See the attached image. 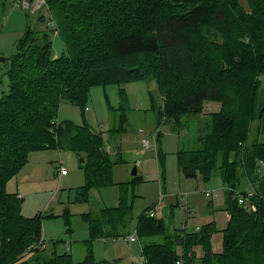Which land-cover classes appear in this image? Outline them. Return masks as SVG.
Here are the masks:
<instances>
[{"label":"trees","instance_id":"obj_1","mask_svg":"<svg viewBox=\"0 0 264 264\" xmlns=\"http://www.w3.org/2000/svg\"><path fill=\"white\" fill-rule=\"evenodd\" d=\"M45 1L46 8L34 14L26 11L27 16L36 18L43 28L36 30L28 26L23 38L16 43L10 64L2 74L8 77L9 85L0 100V264H98L93 252H89L83 261L76 262L70 253H48L46 247L30 248L42 240V219L40 216L25 217L22 214L23 198L8 193V181L25 168L32 152L58 149L72 151L85 158L84 165L80 166L86 171V185L79 191V200L87 201L91 189L109 185L114 163L111 154L104 151L106 143L103 135L94 132L86 123L78 126L67 120L60 121L58 133L54 134L51 122L59 117L62 102L82 105L93 86L124 85L135 81L156 84L164 99L161 113H158L160 125L190 121L192 117L202 114L206 102L223 105L221 112L209 117L210 121L202 130L201 149L178 152L179 167L187 177L200 175L202 180L209 181L216 170L217 152L224 145L234 143V140L237 146L240 141L247 143V128L241 130L242 126L236 125L238 119L224 101L223 94L227 92L223 90V82L221 84L219 81L224 78L221 76L229 73L216 71L217 80L207 81L206 78L216 72L209 68L204 57H194L196 51L192 49L187 32L195 29L201 31L205 26H200L206 20L207 28L216 32L222 42L237 46L240 35L232 22L234 14L241 17L243 24L249 28L251 43L258 41L262 44L264 54V0H247V7L239 0H132L136 5L133 12L127 14L124 10L127 6L123 8L121 5L112 20L103 22L99 17L104 15L106 7L114 0ZM76 7L82 10L83 16L78 17L80 11L75 14ZM92 15L98 16V19ZM49 20L54 21L55 26L50 25ZM88 24L89 27L104 24L108 29L102 31L106 35L111 32L115 35L104 38L103 48L98 45V35L95 36L98 29L92 31L96 41L90 39L86 46L80 45L87 55L85 59L91 58L61 67L71 56L70 32L76 34L84 31ZM49 30L59 34L65 45L64 55L67 56L53 60V40ZM203 46L207 52L209 49L215 50ZM98 49H101L100 52L92 57ZM263 56V60L254 65L255 74L249 75L250 81L258 80L248 90L254 105L259 104L260 83L264 82ZM132 57L137 60L129 61ZM186 84L191 86L189 91ZM33 85L38 87L39 93L42 92L41 96L32 95ZM150 96L152 110L157 111L154 96L152 93ZM120 108L125 113L129 109L125 93H122ZM27 110L33 112L32 119L26 120ZM255 117L256 121H261L264 113L261 117L257 114ZM121 120L122 124L114 130L125 135L126 122L125 119ZM208 131H211L209 136L206 135ZM217 132L219 135L214 141H207ZM21 135L25 137L21 146L17 145L20 142L12 143V136L21 140ZM30 137L33 142L28 144L26 139ZM160 137L161 133L157 134L156 140ZM263 147L252 143V148H245L241 159L235 163L229 162V156L225 157L226 171L222 177L227 188V208L231 219L224 232L221 252L215 253L212 247L215 223H208L199 231H189L184 227L168 233L166 223L150 216V209L139 217L135 229L139 240L143 241L144 264H264V186L261 189L258 187L263 198L254 197L246 205H240L234 196L236 187L242 181L251 186V190L256 189V172L262 168L260 162L264 163ZM7 150L12 154L3 155ZM157 156L162 162L163 154L159 152ZM135 180L140 182L142 177L136 176ZM255 209V212L251 211ZM113 212L122 220L121 215L124 214L121 208ZM110 213L102 210L103 215ZM82 217L92 222L89 215L83 214ZM116 221L112 219L109 225L113 226ZM126 222L122 220L123 225ZM103 230L95 223L91 225L95 238L104 239ZM156 237L162 238L161 241H151ZM197 248H202L204 257H198ZM28 255L29 259L26 258Z\"/></svg>","mask_w":264,"mask_h":264},{"label":"rangeland","instance_id":"obj_2","mask_svg":"<svg viewBox=\"0 0 264 264\" xmlns=\"http://www.w3.org/2000/svg\"><path fill=\"white\" fill-rule=\"evenodd\" d=\"M239 1L247 7V0ZM133 4L132 0H114L106 7L104 15H101L99 19L101 22L112 20L114 13L120 9L121 5L123 8L126 5L127 8L124 10L130 14L133 12L132 9H136V5ZM15 5L14 0H0V58L6 60L5 62L0 60V100L3 98L4 92H7L9 85L8 77H3L2 74L10 64L16 43L23 38L28 26L36 30L43 28L36 18H29L26 11L15 8ZM76 8L75 14L80 11L78 17L83 16L82 10L79 7ZM232 16L234 27L240 35L237 39V46H228L222 42L216 32L207 28L206 20L200 26H205V28L201 31L191 30L187 32V35L191 38L193 51H196L194 57H204V61L214 72L221 70L222 73L230 74V77L229 74L221 76L224 78L219 82L221 84L223 82V90L227 92L226 95L223 94L227 108L238 119L236 125L242 126L241 130L244 127L247 128V136H245L247 143L240 141L237 146L234 140V143L224 145L216 154V170L209 181L202 180L200 175L189 178L179 167L178 152L179 150L196 152L201 149L202 130L210 121V116L221 112L222 104L206 102L200 116L192 117L187 122L183 120L179 124L168 122L160 125L158 113L159 111L161 113L160 107L163 106L164 99L156 84L147 81H135L124 85H96L91 87L86 101L82 105L62 102L59 117L51 122L52 132L58 133L57 128L60 121H71L78 126L86 123L94 132L103 135L106 143L104 151L111 154L114 165H112L109 176L111 181L109 185L91 189L87 201L79 200V191L86 185V171L80 166L77 154L72 151L48 149L44 150L46 154L44 151H39L41 153L32 152L29 157L31 164L25 166V169L8 181L6 185L8 193L18 194L19 190L23 188L22 186L35 179L34 160L45 155L43 163L48 169L47 178L50 185L41 188L40 193H31L28 197H21L18 194V197L23 198L21 199L22 214L25 217H41L42 241L46 244L48 253L52 251H56L58 254L70 253L76 262H80L88 256L89 252H93L92 255L98 264H144L143 241L127 244L122 239L135 233L137 221L143 213L159 206H161L160 212L154 217L162 219L166 223L168 233L184 227L189 231H199L196 230L197 227L202 228L208 223H215L216 232L211 238L213 251L219 253L223 250L224 232L231 219L227 208L228 197L225 192L227 188L222 177L226 171L224 168L225 157L229 156V162L235 163L236 160L241 159L245 148H252V143L264 146V118L261 121L255 120L259 104L257 102L254 105L252 94L248 91L252 84L255 85L258 82L257 78L250 81L249 75L255 74L254 65H258L263 60L261 59V56L264 55L262 44L258 41L251 43L248 36L249 28L243 24L241 17L234 14ZM91 17L98 19V16L92 15ZM109 17L111 18L107 19ZM97 29L98 31H96ZM106 29L108 28H105L104 24L100 27H89L88 24L84 31H79L76 34L70 32V48H68L71 50V56L66 63L63 62L64 65L61 67L82 61L81 59L88 61L91 58L85 59L87 55L83 53L80 45L86 46L90 39L96 41L92 31H96L95 36L99 37L98 45L105 48L103 46L104 38L109 39L115 35L112 32L106 35L102 31ZM48 32L52 33L53 60L67 56L64 55L65 45L59 34L55 30V33L52 30ZM203 45H207L208 49L211 47L215 50L209 49L207 52ZM100 50H96L92 57L97 55ZM253 56L255 61H253ZM129 59V61L137 60L135 57ZM80 67L83 69L82 65ZM216 74L217 72L208 76L207 81H216ZM260 84L264 87V82ZM186 87L188 91L191 88L190 84H186ZM32 90L34 97L42 95L37 86L33 85ZM122 93H125L128 99L129 109L126 113L120 108ZM150 93L154 96L155 104L158 107L157 111L152 110ZM31 115L33 112L27 110L26 120L32 119ZM121 118L125 119L127 128L124 138L120 131L115 132L114 130L115 127L122 124ZM141 130L144 136L140 134ZM159 133H161V137L156 140ZM208 134L210 135L211 131L206 133V135ZM218 135L219 132L207 141H214ZM20 138L21 140H17L12 136V143L20 142L17 145L21 146L22 139L25 137L21 135ZM144 139L149 141V148L144 146ZM32 140L33 138L30 137L26 139V142L31 144ZM117 148L120 149L118 155L115 152ZM159 152L164 157L162 162L157 156ZM9 153L12 154L7 150L3 155ZM118 160L120 161L117 162ZM61 161L67 169V175L59 179L58 168ZM134 168L137 169L136 176L142 177V181L136 182V176L132 175ZM256 173L258 175L257 187L254 188L260 193L258 187L261 189L264 186V169L260 168ZM38 174L40 176L42 173ZM251 188L243 181L240 186L236 187L239 194H247ZM211 192L212 196H207V193ZM186 206L189 207V212H187ZM122 207H127V209H122ZM119 208L124 214L121 215V219L128 221L125 225L116 216V213H112ZM102 210H108L111 213L103 215ZM251 211L255 212L256 209ZM83 214L89 215L93 224L84 221ZM112 219L117 221L113 226H110L109 222ZM94 223L95 226L104 229L103 235L107 239L110 238V243L94 237L95 235L91 231V225L93 226ZM114 231L117 233L114 234ZM161 239L156 237L151 241H161ZM197 252L198 257H204L202 248H197ZM26 258L29 259L30 256L28 255Z\"/></svg>","mask_w":264,"mask_h":264},{"label":"built area","instance_id":"obj_3","mask_svg":"<svg viewBox=\"0 0 264 264\" xmlns=\"http://www.w3.org/2000/svg\"><path fill=\"white\" fill-rule=\"evenodd\" d=\"M15 1V8H21L29 13H36L38 12L39 10H42L43 8H46V1L45 0H14ZM49 24L52 25V26H55V22L54 21H50L49 20ZM140 134L144 136V133L142 132V130L140 131ZM144 142V146L149 148L150 147V143L149 141L147 140H143ZM59 168H58V175L61 177L63 176H66L67 175V169L66 167L64 166V163L63 161H61L59 163ZM262 168H264V163L261 161L260 164H259ZM207 196H212V192L211 193H207ZM234 196L236 198V200H238V203L240 205H246L252 198L254 197H261L263 198L260 193H258L255 190H251L249 193L247 194H239L238 192H235L234 193ZM160 209H161V206L159 207H156L155 209L151 210L150 211V216L154 217L155 214L159 213L160 212ZM186 210L187 212H189V207L186 206ZM157 211V212H156ZM193 215V214H192ZM188 216V215H187ZM189 217V216H188ZM200 228H196V230H199ZM122 241L124 243H133V242H139V238H138V235L137 233L135 232L133 235H130L128 237H125L124 239H122ZM43 248V247H46V244L40 240L36 246H32L30 248ZM180 264V263H178Z\"/></svg>","mask_w":264,"mask_h":264},{"label":"crops","instance_id":"obj_4","mask_svg":"<svg viewBox=\"0 0 264 264\" xmlns=\"http://www.w3.org/2000/svg\"><path fill=\"white\" fill-rule=\"evenodd\" d=\"M122 137L124 138V135ZM119 150L120 149L117 148L115 152L119 153ZM59 151H61V150H59ZM39 153H41V152H39ZM44 154H46L45 151H44ZM44 160H45V155H42V157H37L34 160V162H35L34 166L35 167L33 168V174L35 176V179H32L30 183H27L24 186H22L23 188H21V190H19V193H18L21 197H28V195L31 193H40L39 191L41 188L47 187L50 185L49 179L47 178L48 169L45 167V165L43 163ZM30 164H31V162L29 161V163L26 165V167L29 166ZM38 173H42V174L39 176ZM58 177H59V179H62L65 176L60 178V176L58 175ZM31 184H32V186H31ZM68 230H70V229H68ZM104 239L102 241H104L106 243H110V238L107 240H104Z\"/></svg>","mask_w":264,"mask_h":264},{"label":"water","instance_id":"obj_5","mask_svg":"<svg viewBox=\"0 0 264 264\" xmlns=\"http://www.w3.org/2000/svg\"><path fill=\"white\" fill-rule=\"evenodd\" d=\"M1 61H3V58H0ZM258 100H259V106H258V117H261V114L264 112V87L259 89V94H258ZM79 163L81 165H84L85 163V158L81 154H77ZM132 175L136 176L137 175V169L134 168L132 171Z\"/></svg>","mask_w":264,"mask_h":264}]
</instances>
